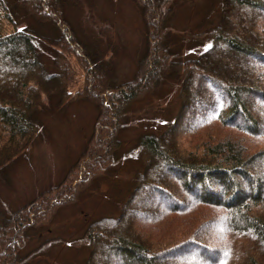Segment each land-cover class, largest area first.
<instances>
[{
  "label": "trees",
  "instance_id": "1",
  "mask_svg": "<svg viewBox=\"0 0 264 264\" xmlns=\"http://www.w3.org/2000/svg\"><path fill=\"white\" fill-rule=\"evenodd\" d=\"M82 1L0 0V16L12 25L4 31L0 22V179L44 138L40 116L54 96L61 110L79 99L98 108L93 137L60 184L10 214L0 197V264H30L36 252L20 253L27 231L111 174L127 107L172 79L180 86L178 117L161 134L139 137L142 169L121 211L91 223L73 244L89 248L86 264H104L99 256L113 264H264V0H216L219 21L196 35L206 47L191 58L169 43L175 0H136L147 49L121 85L110 79L111 61L67 17ZM69 54L87 74L78 95L69 90L76 80ZM148 199L161 211L137 219Z\"/></svg>",
  "mask_w": 264,
  "mask_h": 264
},
{
  "label": "rangeland",
  "instance_id": "2",
  "mask_svg": "<svg viewBox=\"0 0 264 264\" xmlns=\"http://www.w3.org/2000/svg\"><path fill=\"white\" fill-rule=\"evenodd\" d=\"M174 3L169 20V43L182 58L198 57L206 45L198 41L196 35L218 23L220 6L216 0H175ZM67 17L79 36L102 50L105 58L111 61L113 84L121 85L133 78L146 53L148 34L136 0H83L81 5L68 8ZM0 22L4 31L11 30L12 25L1 16ZM25 23L26 19H21L20 24ZM85 24L90 27V33L84 31ZM102 25L110 26L109 31L100 30L102 34H98L97 28H105ZM69 58L76 74L75 83L69 90L78 95L87 74L76 56L69 54ZM45 61L50 62L48 57ZM180 109V86L174 79L169 80L160 92L146 94L132 102L126 111L128 123L119 134L121 143L111 174L81 190L76 201L56 208L50 223L30 228L27 231L30 239L21 247V255L36 252L30 264H86L89 248L73 242L91 223L104 216L119 214L134 188V176L142 169L135 154L139 137L161 134L169 129ZM97 116L98 108L88 99L74 100L61 110L58 98L53 97L51 108L40 116L44 138L28 146L11 165L6 181L0 179L4 213L17 211L42 191L64 180L93 137ZM183 201L188 204L192 199L184 195ZM145 204L148 209L138 208L137 219L143 214L152 216L161 211V202L148 199ZM19 239L20 242L23 240ZM191 254L188 252L182 257ZM99 257L104 264H113L112 258Z\"/></svg>",
  "mask_w": 264,
  "mask_h": 264
}]
</instances>
